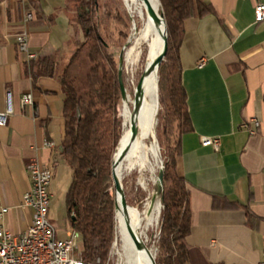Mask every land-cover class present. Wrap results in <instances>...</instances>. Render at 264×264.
I'll return each mask as SVG.
<instances>
[{
    "label": "crops",
    "instance_id": "obj_1",
    "mask_svg": "<svg viewBox=\"0 0 264 264\" xmlns=\"http://www.w3.org/2000/svg\"><path fill=\"white\" fill-rule=\"evenodd\" d=\"M28 1L0 0V111L9 109L0 124V208H7L0 226L12 233L31 221L32 209L21 203L30 187L26 166L32 158L52 168L48 215L56 182L71 178L59 149L60 85L56 77L28 72L14 35L25 29L29 49L42 57L57 52L60 65L74 51L73 27L66 0H37L38 10ZM207 3L210 12L184 21L178 48L191 125L179 136L176 157L190 194L187 264H258L264 249V20L255 22L254 6L264 0ZM24 10L33 14L26 24ZM26 94L32 104L22 103ZM204 136L218 137V147L203 146ZM44 139L54 147H43ZM52 221L59 237L70 235L67 216Z\"/></svg>",
    "mask_w": 264,
    "mask_h": 264
},
{
    "label": "trees",
    "instance_id": "obj_2",
    "mask_svg": "<svg viewBox=\"0 0 264 264\" xmlns=\"http://www.w3.org/2000/svg\"><path fill=\"white\" fill-rule=\"evenodd\" d=\"M159 1L166 22L168 41L166 58L169 64L165 70L166 96L161 97L159 101L163 107L161 151L163 184L159 196L162 206L160 205L157 219L162 255L155 258V262L187 264L186 237L191 224L190 194L185 179L177 173L176 157L179 154V136L189 131L191 125L186 94L181 84L178 48L183 37L184 21L195 13L200 16L204 12H210L211 7L207 0ZM28 2L38 10L37 0ZM65 8L68 22L73 27L71 36L75 47L73 53L60 65L57 62V52L43 57L37 55L27 63L26 68L34 77L40 75L56 77L63 94L64 133L59 149L63 161L71 172L64 200L71 228L81 237L80 257L87 262L112 264L110 251L115 238V251L118 264H121L120 262L124 260L122 255L118 254L122 237L119 224L115 236L116 197L108 190L113 154L123 133V118L118 116L117 112L120 99L118 66L109 51L110 44L99 30L97 20V13L101 9L99 0H66ZM130 20V28L134 29L130 39H133L141 24L138 15L135 21L131 18ZM128 39L125 48L129 44ZM147 58L148 54L145 55L146 64ZM142 74L143 67L134 78L135 86ZM157 75L158 90V70ZM127 93L132 95L133 91ZM157 113L149 126L153 134L157 124ZM174 122L177 137L171 146ZM122 167L117 170L118 174ZM125 199L129 206H135L140 210V205L134 204L127 196ZM149 226L153 225L149 224L142 234H147Z\"/></svg>",
    "mask_w": 264,
    "mask_h": 264
},
{
    "label": "rangeland",
    "instance_id": "obj_3",
    "mask_svg": "<svg viewBox=\"0 0 264 264\" xmlns=\"http://www.w3.org/2000/svg\"><path fill=\"white\" fill-rule=\"evenodd\" d=\"M125 1L99 0L101 9L97 13V20L99 23V30L102 36H104V38L110 44L109 51L113 55L114 60L117 62L118 71L119 70L121 71V76L125 88L127 87L126 89V93H127V91L134 92V89L137 86V85L135 86L134 84V78L136 77L138 72L139 73L141 72L142 67L144 68L145 55L148 54L149 52L148 48H149L150 40L142 46L143 53L141 54V57L143 55L144 56L140 62V65H139V61L141 57L139 61H137L134 65H128L124 61H122L121 65H119L120 57L122 59L123 49L127 45V38L130 39V37L133 35L134 32V29L132 30V28H130V24H131L130 18L132 19V21H135L136 16L138 15V21L141 24L143 14L145 13V7L141 0H125ZM128 12L130 13V16ZM131 40L132 39H130V41ZM72 48L73 50L75 49L73 44H72ZM159 52L160 51H158V53ZM64 62H62L61 64H63ZM168 64H169V60L166 58L165 55L163 60L158 65V74H159L158 90H157V82H156V94H158V101H160L161 97L166 96L165 70ZM157 81H158V75H157ZM127 111L128 108L126 107L123 99L120 98L117 104V112H118V116L122 117L124 120L123 132L128 127ZM162 114H163V107L159 102V109L157 113V124L155 128V136L159 147L157 160L154 158V154L150 151H148L149 161H145L144 159L138 157L137 155H133L128 159L124 160L122 165L123 166L122 172L120 175L121 183L124 180L122 186L125 196H127V199L129 198L131 201H133L134 204L140 205V211L143 213V220L141 221L140 224V232L141 235L143 236L145 244L147 245V247H149L153 255H155V258H159L162 255V251L159 246L160 231H159L158 219H157L158 211L160 209L159 197L155 199V202L153 204L154 208L152 207L147 214H145V211L149 210V203H150L149 197L151 196L154 190V186L156 184V175L161 165V161L163 159V155L161 154L163 147ZM176 137H177L176 122H174L172 139L170 143L171 146L174 143ZM68 183L69 181L67 179L64 181L56 182V191L54 192V197L52 199L50 211L48 215V219L52 223H54L52 221V217L54 219L55 218L65 219L67 216L65 200H64V191ZM108 190L111 194L116 196V191L113 185L112 177L108 181ZM147 202L149 203L146 207ZM115 215H116V210H115ZM125 216L128 217L126 214ZM118 224L120 227V231L122 233L121 249L119 250L118 254L119 255L121 254L124 260L123 262L120 263L125 264L127 260V248L129 246L130 231H129V226L125 219L120 218V220H118ZM149 224L153 226H149L147 230V234L146 233L142 234ZM115 236H116V230H115ZM114 243H115V238L112 243L110 258L112 259V264H118ZM79 249H81L80 243H79Z\"/></svg>",
    "mask_w": 264,
    "mask_h": 264
},
{
    "label": "built area",
    "instance_id": "obj_4",
    "mask_svg": "<svg viewBox=\"0 0 264 264\" xmlns=\"http://www.w3.org/2000/svg\"><path fill=\"white\" fill-rule=\"evenodd\" d=\"M31 11L24 10L23 23L32 20ZM254 20H264V3H257L254 6ZM27 31L24 29L14 35L18 50L25 53L28 61L37 57L36 52L31 51L28 45ZM203 61L199 63L202 66ZM31 94L22 98L23 104H32ZM7 108L0 111V124L6 123ZM255 126L259 121L251 119ZM246 128V123H241ZM253 134L254 131L249 129ZM203 146L213 145L218 147L219 138L204 136L201 138ZM45 148H53L51 140L44 139L42 143ZM30 187L22 196V207L32 209L31 221L25 230L20 233H12L3 226H0V264H99L98 262L83 261L80 257L79 242L80 234L74 230L68 237H59L56 227L48 219V209L51 200L49 185L53 176L52 168L42 164L37 158H32L26 166ZM7 211L6 207L0 208V218ZM258 264H264V249L262 258Z\"/></svg>",
    "mask_w": 264,
    "mask_h": 264
},
{
    "label": "bare ground",
    "instance_id": "obj_5",
    "mask_svg": "<svg viewBox=\"0 0 264 264\" xmlns=\"http://www.w3.org/2000/svg\"><path fill=\"white\" fill-rule=\"evenodd\" d=\"M145 7L141 26L136 32V36L129 42L128 46L123 49L122 61L128 65H134L139 61L142 51V46L149 40L147 64H144L143 74L139 83L134 89L132 95L127 94L123 99L128 108L127 129L121 134L114 159L117 162L114 164V172L117 176V170L121 168L124 160L133 155L149 161L148 151L154 154L157 160L159 147L151 128V122L159 108L158 94H156V82L158 66H153L157 56L160 54L164 36L166 34L165 24L161 15V7L159 0H141ZM128 43V42H127ZM161 49V50H160ZM158 51H160L158 53ZM124 67V65H123ZM135 118V122L139 127V134L132 140L130 134V122ZM156 122V117L154 123ZM155 134V132H154ZM149 202L146 203V207ZM154 204V203H153ZM158 204V203H157ZM161 205V204H160ZM153 205L151 206V208ZM149 203V211L151 210ZM154 208V207H153ZM148 211H145L147 214ZM125 214L128 216L126 217ZM119 215V217L117 216ZM125 219L129 226V246L127 248V260L125 264H153L152 258L155 256L145 244L143 236L140 232V224L143 220V213L135 206H130L126 209L117 208L116 210V232L118 233V220ZM139 244V246H138Z\"/></svg>",
    "mask_w": 264,
    "mask_h": 264
},
{
    "label": "water",
    "instance_id": "obj_6",
    "mask_svg": "<svg viewBox=\"0 0 264 264\" xmlns=\"http://www.w3.org/2000/svg\"><path fill=\"white\" fill-rule=\"evenodd\" d=\"M159 3H160V1H159ZM161 15H162V18H163V21L165 24V30H166V22H165V18L163 16L162 11H161ZM167 48H168V41H167V31H166V34L164 36V43H163L162 50H161L160 54L157 56V58L155 59L153 66H158L160 64V62L163 60V58L165 57V55L167 53ZM121 62H122V59L120 57L119 65H121ZM118 82H119V88H120V98L124 99L126 96V89H125V85H124L120 70L118 71ZM135 121L136 120L133 116V119L130 122V134H131L132 140H134L136 138L137 134H139V127ZM123 124H124V120H122V126H123ZM151 137L154 140L155 134H152ZM118 142H119V140H118ZM116 162H117V158L113 159L112 166H111V177H112L113 185H114V188L116 191L115 210H117V208H119V207L122 209H126L130 206L127 204L126 199H125V193H124L123 186L121 183V178H120V176H117L114 172L113 166ZM162 184H163V165L161 163V165L158 169L157 175H156V184L154 186V190H153L151 196L149 197L150 208L153 205V203L155 202V199L161 195ZM160 204L162 206L161 199H160ZM148 212H149V210H148ZM138 246H139V244H138ZM152 262H153V264H156L154 258H152Z\"/></svg>",
    "mask_w": 264,
    "mask_h": 264
}]
</instances>
